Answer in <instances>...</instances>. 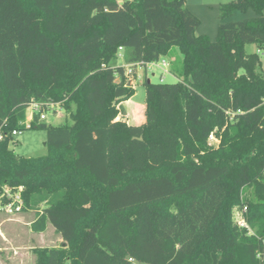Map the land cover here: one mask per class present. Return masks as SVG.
Returning <instances> with one entry per match:
<instances>
[{
	"label": "trees",
	"instance_id": "trees-1",
	"mask_svg": "<svg viewBox=\"0 0 264 264\" xmlns=\"http://www.w3.org/2000/svg\"><path fill=\"white\" fill-rule=\"evenodd\" d=\"M184 3L0 0V187L22 186L30 228L62 238L34 264H264V0L222 4L255 16L213 39ZM174 46L178 80L145 79L144 121L116 120L128 66ZM53 104L64 124L40 119ZM29 128L45 130L44 155L10 149Z\"/></svg>",
	"mask_w": 264,
	"mask_h": 264
},
{
	"label": "rangeland",
	"instance_id": "rangeland-1",
	"mask_svg": "<svg viewBox=\"0 0 264 264\" xmlns=\"http://www.w3.org/2000/svg\"><path fill=\"white\" fill-rule=\"evenodd\" d=\"M228 1L231 0H185L184 6L200 20L195 31L196 35H206L213 39L216 36L219 22L237 21L255 16V12L251 8L246 11L235 9L231 14L222 16L220 6ZM245 50L253 52L257 50V47L254 43H247ZM162 59L166 63H170L171 66L168 64L163 67L160 64ZM180 59V50L174 46L173 54L170 56L160 55L156 65L151 68L139 66L135 69V73L127 75V78L131 79V83L134 84V94L127 101L128 103L123 104V110L128 114L129 120L133 124L138 125L144 121L145 86L143 81L148 79L152 83L157 81L175 83L179 77L169 69L173 65L174 68L179 67ZM117 64H123L121 55L117 59ZM42 113L45 115V123H65L66 114L58 104H53ZM29 119L30 110L28 108L23 123ZM45 137L46 132L43 129H25L13 137L9 147L15 153L25 157L44 155L46 153ZM244 191L245 196H252L251 188H246ZM32 218V210H24L20 214H13L12 217L0 213V264H34L36 258V254L33 252L34 248L60 245L62 238L54 231L50 223L46 224L44 231L35 232L30 228Z\"/></svg>",
	"mask_w": 264,
	"mask_h": 264
},
{
	"label": "built area",
	"instance_id": "built-area-1",
	"mask_svg": "<svg viewBox=\"0 0 264 264\" xmlns=\"http://www.w3.org/2000/svg\"><path fill=\"white\" fill-rule=\"evenodd\" d=\"M157 60L152 61V62H147V63L142 64V65L140 63H137L135 65H136V68L139 66L151 68L152 66L157 64ZM160 64L163 67L168 65L166 63V61L163 59L161 60ZM127 73L128 74L132 73V69L130 66H128ZM131 81H132L131 79H128V83L133 84V83H131ZM263 104H264V101H263ZM28 108L30 110V119L27 122H25L26 127L30 126V120H31L33 113L36 111L37 112L40 111V104H38L36 102H32V103H30V106ZM39 117H40V119H44L45 115L42 112H40ZM20 133H21V130H12L11 131L12 135H16V134H20ZM2 137H3V134L0 132V139ZM208 137H209V141L211 143H213V142L215 143L218 141V139L214 135H212V133L209 134ZM22 190H23L22 186L9 187L8 185H5V184L1 185V187H0V213L1 214L12 217L13 214H17V213L23 211L24 200H23V197L21 196ZM246 210H247L246 207L243 206L235 212L236 222L241 227L247 226L245 218H244V214H245Z\"/></svg>",
	"mask_w": 264,
	"mask_h": 264
},
{
	"label": "crops",
	"instance_id": "crops-1",
	"mask_svg": "<svg viewBox=\"0 0 264 264\" xmlns=\"http://www.w3.org/2000/svg\"><path fill=\"white\" fill-rule=\"evenodd\" d=\"M171 62V61H170ZM167 64H169L170 66H171V64L170 63H167ZM170 72H171V67H170ZM134 87V86H133ZM131 98V97H130ZM130 98H128V99H125V100H122V101H120V105H121V111H120V113L118 114V116L116 117V120H122V121H126L128 124H133L132 123V121H130L129 120V117H128V114L123 110V104H125V103H128L127 101H129V99ZM24 211V210H23ZM22 211V212H23ZM22 212H19V213H17V214H20V213H22ZM33 215V214H32ZM33 217H34V215H33ZM33 219V218H32ZM32 221V220H31ZM31 223V222H30Z\"/></svg>",
	"mask_w": 264,
	"mask_h": 264
},
{
	"label": "water",
	"instance_id": "water-1",
	"mask_svg": "<svg viewBox=\"0 0 264 264\" xmlns=\"http://www.w3.org/2000/svg\"><path fill=\"white\" fill-rule=\"evenodd\" d=\"M128 85H130V83L127 82Z\"/></svg>",
	"mask_w": 264,
	"mask_h": 264
}]
</instances>
